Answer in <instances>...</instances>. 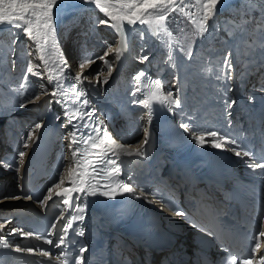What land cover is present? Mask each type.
<instances>
[{"label": "snow or ice", "instance_id": "6c2138e0", "mask_svg": "<svg viewBox=\"0 0 264 264\" xmlns=\"http://www.w3.org/2000/svg\"><path fill=\"white\" fill-rule=\"evenodd\" d=\"M86 3L94 5L98 13H102L103 17L97 15L95 19L96 24H105L113 29L118 39L113 44L107 45V50L103 55L96 57L94 55L82 56L77 62V67L80 71L72 76L67 69L70 67L63 52L60 50L56 40V28L54 25V17L62 7L67 5L64 0H0V25H10L7 31L14 37L11 44L0 39V67L6 66L9 56L13 57L12 64L15 66V45L19 38V33L14 30H19L27 38L32 41L34 50L38 53V58L44 65L43 73L37 71L40 65L33 63L32 59H28L24 74L18 79L19 83L11 84L9 81L8 92L15 93L11 99L15 100L16 106L25 107L27 104L35 103L40 100L41 96L48 95V91L43 84L39 85L37 91L35 86L29 89V76H37L43 78L44 73H47L49 83H53L54 87L51 91V96L57 98L56 102L61 103L65 107V115L67 117V124L62 125L67 127L71 125V130L66 134L69 140V151L71 152L73 163L78 167H83L82 172L72 171L73 176L79 177V183L73 179L71 187H62L65 181L63 174L60 175L58 181H54L51 186L46 189V194L35 197L36 203L41 207H45L48 201L53 200V194L56 197H64L59 201H53L67 208H61L60 212L54 220L48 225L43 233L36 234L31 230H25L19 227L8 229L5 232V227L10 218H0V248H11L16 253H34L41 257L48 258V264L52 261H57L58 264H86L87 258L84 253L88 251L87 248L81 246L78 251L70 252L68 245L73 243L69 238V230H72L71 235L83 236V229L77 225L73 227L74 221H83V212L86 203L81 202L86 200L87 195H95L97 191L96 183H89L86 177L91 176L95 180L102 172L107 173L108 176L119 174L121 172V157L122 156H138L145 155L148 144V130L145 129V136L142 142L135 145L126 144L124 142H117L113 139V135L104 127V119L96 117V110L91 107V101L86 97V89L84 81L89 80L88 76L83 75V70L95 63L96 60L104 62L103 67L96 73V79L99 82V77L105 74L111 76L113 61L106 60L105 57L109 53H114V61H121L122 57L128 48L126 39V30L124 22L128 25H145L146 28L140 29V38L146 39L148 35L160 40L167 49L166 60L164 63L171 68H177V59L174 55L173 45L178 44L179 40L173 35L169 27L170 18L173 13L183 16L187 21L193 25L194 37L201 39V43L211 41V47L215 48L219 44L221 48L217 51H222V55L214 61L204 63L201 72L207 76L214 77L215 80L224 82L220 89L223 99L224 112L227 116H231V109L236 104V100L228 97L227 94L234 89L227 81L232 80L234 66L239 70L241 80L247 79L253 73L260 72L264 69V0H241L237 6H230L228 8V16L220 22L217 17L220 16L226 9L225 0H85ZM234 9V10H233ZM106 17L107 19H104ZM4 29L0 28V32ZM217 33H223L217 35ZM50 46L52 52L57 56L58 63L56 68L49 67V59L46 58V47ZM184 56L189 60L194 59L192 43L189 42L186 47L179 49ZM23 55L25 57H32V50H25ZM149 55L145 53L140 57V61H148ZM55 72V75H53ZM145 76L144 71H140L134 77V80L140 82L141 77ZM71 81L70 84H65L64 81ZM107 77L103 83H107ZM4 83V75L0 73V84ZM148 87L150 90L145 98L142 100L133 101L134 103L142 104L147 109V116L149 123L152 117V101L156 100L161 104L168 106L169 111L172 106L181 107V99L177 94L174 95L172 90L167 92L162 91V84L160 80H149ZM139 89H137L138 91ZM260 90L264 91V79L260 82ZM25 95V92H29ZM7 93L3 87H0V108L4 107V97ZM71 95V99L69 96ZM135 95V93H133ZM249 101L254 99L253 96L248 97ZM46 103H51L47 101ZM189 120L192 116L189 115ZM74 121H76L74 123ZM228 127L232 126V121H227ZM41 124L37 123L24 137V143L17 152V158L12 160H0V167L5 170H13L19 173V164L23 162L27 153L23 149L29 147L28 141L33 139V133L36 129H40ZM181 128L186 132H191L195 142L199 145L205 143L211 144L213 148L233 151L237 157H250L251 161H245L248 168L252 169L253 177L261 181V190L259 195L262 197L257 203V212L261 221H264V149L256 151L254 146L246 143L239 136H234L220 130L206 129L197 131L189 123H181ZM264 135V133H262ZM206 137L213 139L206 140ZM107 147L103 151L96 153L99 157L98 161L87 159L90 150L97 149L101 145ZM75 146V147H74ZM111 153V156H108ZM79 154V158H78ZM107 157V158H106ZM115 157V158H112ZM66 159L67 157H63ZM111 165L112 167H108ZM95 174V175H93ZM19 194H12L3 197V199H28L32 200V194L26 193L22 185H18ZM106 191L101 192V195L114 196L118 193L136 192V186L124 183L123 181H115L114 184L105 185ZM83 193L84 197L77 196L73 198L71 193ZM140 195H152L145 190H140ZM138 198V197H137ZM169 207L174 215L185 219L192 227L214 236L220 243V251L226 252L228 255L220 257L223 264H264V255H259L262 249L261 238H264V230H260L257 226L255 232L249 236L250 246L245 253L234 252L224 242L223 238L210 228L205 227L199 223L195 216L199 214V209L195 206L190 215L184 209L176 206L171 201L165 204ZM67 211L68 217L61 223V218L64 212ZM56 233V241L51 237ZM9 235H19L21 237L34 236L37 240H42L44 244L50 245V248H33L32 246L11 245L7 237ZM52 248H59L60 253L52 252ZM205 264H210L208 257L204 258ZM0 264H3L0 261ZM33 264H45L43 260L34 261Z\"/></svg>", "mask_w": 264, "mask_h": 264}, {"label": "bare ground", "instance_id": "6f19581e", "mask_svg": "<svg viewBox=\"0 0 264 264\" xmlns=\"http://www.w3.org/2000/svg\"><path fill=\"white\" fill-rule=\"evenodd\" d=\"M236 1H239V0H225L226 6H227V4L231 5L233 2H236ZM64 3L67 6L60 8V10L56 13V15L54 17V25H55V28H56V40H57V43L59 45V48L63 52V55L67 59V61L71 63V61L73 60V56L74 55H73V52L70 50V48H72V45L76 44V42H75L76 38L78 36H80V35H83V34H81V33L79 34L78 33L79 35H76L75 37L73 35L67 36L68 35V33H66V31H67L66 30V27H67L66 25L67 24L65 25V20H67V18L70 19L72 14H76L75 11L78 10V9H81V8L86 9L88 11L89 10L90 11L95 10V11L98 12V10L95 9L94 5H92L90 3H86L85 0H64ZM220 16H222V15H220ZM220 16H218V17H220ZM105 19H107V18L105 17ZM10 27H11L10 25H0V28L4 29V31L1 32V35L3 34L2 38L4 37V33L7 32V29L10 28ZM124 27H125V30H126L125 35H126L127 43L131 42V37L134 36L133 32H134L135 28H139V29L140 28L141 29L142 28H146L145 25H140L139 22H137L136 25H128L126 21L124 22ZM14 31L19 33L18 40L20 38H22L21 42H24V41L26 42L27 41L28 44L30 43L31 46H32V41H30L27 38L26 35H24L22 32H19V30H14ZM81 31H83V30H81ZM108 31H110V32L106 31L105 34L108 35V39H110L108 41V43H111L112 40H113L112 36H114L116 33L114 32L113 29H110ZM98 36L100 37L99 33L97 32L96 39H98ZM146 38H148V36ZM150 39H155L158 42H161L160 40H158V39H156L155 37H152V36L150 37ZM135 42H136V40L134 41L133 44H135ZM147 46H148V43L147 42H143V44L141 45L140 48H142L144 54L147 53L149 55V60L148 61L141 62L140 59H139V62L136 63L138 65H133L131 63V61L125 60V57L128 56V54H129L128 51L126 50L125 55L122 57L121 61H116L115 62V65L113 67L111 76H108L107 74H104V75L99 77V82L97 81L96 77H94V75H93L94 71L97 69V67H98V65H99V63L101 61V60H97V62H95L96 64L95 63L92 64V65L95 64V66L92 68V70L90 71V73L88 75V77L91 78V79L84 81V83H85L84 86L86 88V91H89L88 88L93 87L92 85L97 84V86H99L100 84H102L103 81L105 80V77H107V81H108L107 83H109L111 78L114 76V74H116L119 71H121L119 73V75H122L124 73V71H126L127 69H129L132 73H134V76H129V72L126 75H127V79L129 81V83L130 84L134 83V86H135L138 83L137 81L134 80V77L137 74V73H135V71L140 66L143 69V71L145 72V77H146V79L148 81L149 80H157V79L161 81L162 91L163 92L165 91V93H166L167 92V86H166V80L164 79V76L160 79V77H156L157 75L154 73V71H155V65L154 64L155 63H154V59L153 58H155L160 53L156 54V55H152L151 48H150V50L145 49ZM32 48H33V50H32L33 53H35L36 56L38 57L39 54L35 52L34 46H32ZM94 48L95 49L98 48L97 51L99 50V47H94ZM180 48L181 47H180L179 43L173 45L174 55L176 57H178V59H177V69L179 70L178 71L179 72V77L177 79L178 80V85L176 84V89L178 90V88H179V96L182 95V93H183V87H182L183 84L182 83H183L184 78H186L185 73L183 71L184 68H185L186 57L184 56L183 52L179 50ZM48 51H49V49L46 47L45 55H46V58L49 59V67L55 69L56 68V64L58 63V58L52 52L51 54H53L55 56V59H53L51 57V54H49V55L47 54ZM161 53H163V52H161ZM114 55H115L114 53H109L108 56L105 57V59L113 61L114 60ZM11 63H12V58L8 59V64L10 66H11ZM39 65H40V68H42V71H44V65L41 63V61L39 62ZM89 66H87L83 71L87 70L89 68ZM123 68H124V70H123ZM235 72H236V68H234V74H235ZM53 75H55V72H53ZM92 75H93V77H91ZM43 76L45 78H47V73H44ZM44 77H43V79H45ZM92 79L93 80L95 79V81L92 82ZM140 81H141V79H140ZM188 82L191 85V78L188 79ZM86 83L91 84V87H88V84H86ZM227 83L231 84V86L234 89L231 92V93H233V97L232 98H235V99H248L249 96H253L254 97V99L249 103V106L246 109V110H248V112L246 114V117L247 118H253L255 115H257V117H261V116H258V113L263 111V109L260 107V104L264 105V97H263L264 96V91H261L259 86H256L255 88H253V86L255 84H257V83L260 84V81H258L256 83L253 82V83H250L249 85H247V83L245 82V79L241 80L240 76H239V73H236V76H234L233 79H232V83H231V80L227 81ZM114 84H116V83H113V85ZM47 85L49 87V90H48V87H46V86L45 87L47 88V91H48L49 94L41 96L40 100L36 101L35 103L28 104L25 107L28 110V107L32 106V108L30 110H28L29 111V115L28 116L21 117V118L15 117V119L28 121V123L31 124L32 123L31 122L32 118H38V116H36V111H38L40 113V115H42L43 112H40V110H42L44 108V106L47 104L46 102L50 101V100L53 101L52 109L55 110V111L59 110V106L56 105L57 98L52 97L51 94H50L52 89H53V87H54V84L53 83H51V84L47 83ZM50 85H52V88H50ZM222 86H223V84L220 86V89L222 88ZM248 87L252 88L250 93L243 90V88L247 89ZM194 88L198 89L199 87L196 84V87L194 86ZM137 89H139V90L137 91ZM195 89H194L193 92L196 91ZM134 90L136 91V94H138V96L139 95L142 96V99H144L145 95L148 93L147 91H145V88H144L143 85L136 86L134 88ZM209 93H212L214 95L215 99H216V97L218 99H219V97H221V95H219L218 92H214L213 90H211ZM228 94H230V93H228ZM199 95L200 96H197V93H196V96L198 97V98L197 97L196 98L199 99V102H200V103L198 102V104L200 105V108H199L200 111L198 110L197 113H196L197 118L201 117V114H200L201 112H203V113L205 112V110H204V100H203L204 98L202 96H207L206 92L205 93L201 92V94H199ZM227 96L231 97L230 95H227ZM122 99H124L125 101L127 100L125 98H122ZM142 99H140V100H142ZM180 99L182 101H184V99H182V96H180ZM185 99H187V98H185ZM132 103H133L132 101L131 102H129V101L127 102V104H129V105H132ZM61 106L64 109V105L61 104ZM162 107H163V104L159 103L156 100L152 101V109H153V111H152L151 123H149V118H148V116L146 114L147 113V109H145L143 107V105L140 104L137 107V110L134 112V116L135 117H139V116H141L143 114L144 115L143 119L140 120V122L139 121H137L136 123H132L131 122L129 124V129L126 130L128 132V136H129L127 138V141L129 143H131V144H133L134 142L138 143V142L141 141V138L143 136V133H142L143 128L142 127H144V129H147L148 132H149L148 141L152 138L151 135H150V132L153 133V137L155 139V148L156 149L154 148V152L151 154V155H153L151 160L149 159V154L145 158L134 156V159L135 160H139L140 163H141L140 166L136 167L137 173H136L135 177L132 179L133 181L131 182L132 185L136 186V191L138 193H140L141 189L145 190L148 193H151V192H153V191H155V190H157V189H159L161 187H164V185L174 186L175 184H178V183L183 181V177L182 176L177 175L175 177V166L172 165L170 163V161L168 160L169 156L170 157L172 156V152L171 151H173V149H171L170 147H167V146L166 147L162 146V143L164 141V136L166 134V129L163 127L162 123L160 122L161 118L158 116V113H160V112L157 111V110H159ZM176 108L177 107L175 105H173V109H172L171 112L162 110L161 113H160L161 117H162V120L164 121V120H166L167 117H169L173 121L174 118L177 117L176 116L177 113L174 111ZM94 109L96 110V113H99L100 118L104 119V126L107 128V130L113 135V137L117 141L120 140V138H124V135H123L124 131L120 130L124 126V124L123 125H117L118 123L116 121H114V123L112 124V122H110L108 120L107 114L102 112L104 110V108L102 109V106L100 107V105H95ZM121 111H122V109H119V110L117 109V110L113 111L112 112V116L116 115V117H117L119 114H121ZM230 111H231V115L234 112L237 111V113H240L241 116H242V109L240 108L239 105L233 106V108ZM225 117H226L225 118L226 121H228L229 119L232 121V125L234 123L239 125V124H241L243 122V120H239V121L235 120L232 116L228 117L226 115ZM133 119H134V117H133ZM193 120L196 123L197 119H193ZM216 121H217V119H216ZM127 123L128 122H126L125 125ZM64 133L66 134V132H62L61 131V134H64ZM138 133H140L139 136H137ZM152 145L153 144H151V148H152ZM54 148H55L56 152H60L59 156H61L60 158H62V160H63V157H65V156L67 157L66 159H64V162L66 164V169L68 167H70V172H71L72 166H73V161L71 159V155H69V153H68L69 151L63 150L64 147L62 146L61 143L58 144ZM57 155H58V153H57ZM59 168H60V163H59V161L57 160V158L55 156L54 159L51 162L50 168H48V170L52 171V172H49L47 170L45 173H43V175H42V177L40 179L29 178V177H31L30 176L31 172L30 173H26V174H21V173H17L15 171H12V173L7 174L6 177H5V184H6L5 186L8 189H6L4 191V195L10 196L12 194H19L20 189H19L18 185H22L24 187L26 193L29 194V192L32 189H34L35 187H38V186L42 187L45 184L51 183L52 182V178L51 177L54 176L56 178V175L58 174L57 169H59ZM139 168H141V169L139 170ZM164 168H165V170L163 171ZM170 169H172V173H170ZM161 172H163V174H160ZM132 173H133V171H132ZM68 183L72 184V177L69 178V182ZM66 187H68V186H66ZM8 190H10V191H8ZM74 194H75V192L71 193V196L74 197ZM54 197H55L56 201H59V200L64 198V197H56L55 194H53V198ZM19 201L20 200L1 199L0 200V207H6V208H12V209H22V210H27L28 208H30V211H33V213L35 212V210L40 208V205L37 204V203H34V205L32 207H29V206L20 205L18 203ZM53 204H59V203H54V202L51 203V205H53ZM46 209H48V206L43 207V210H46Z\"/></svg>", "mask_w": 264, "mask_h": 264}, {"label": "rangeland", "instance_id": "374dc122", "mask_svg": "<svg viewBox=\"0 0 264 264\" xmlns=\"http://www.w3.org/2000/svg\"><path fill=\"white\" fill-rule=\"evenodd\" d=\"M240 3H241V0L233 2L231 5L227 4L225 11L223 12V14H221L222 16L218 17L217 19H219V21L222 22L224 17L228 16L227 15V13H229L228 12V8L230 6H237ZM82 9L83 8L76 10L75 11L76 14H72L70 19L67 18V20H65V25L67 24L66 25L67 26L66 27V30H67L66 33H68L67 36L73 35L75 37L76 35H79L80 33L83 34V35H80V36H78L76 38V41H75L76 44L72 45V48H70V50L73 52V55L75 56V55L78 54L79 51H81V49H83V45L85 43H87L86 49H87V51H90V53H91L90 55H94L96 57H99V56L103 55V53L107 50V45L110 44V43H108V41L110 39H108V35L105 34L106 31L110 32V31H108L109 27L107 25H105V24H96L95 23V19H96L97 15H99L100 17H103L102 13H98L95 10H93V11L89 10L88 11L86 9H83V10ZM83 14H85L86 16H90L91 17V19L90 18H88V19H89V21H92L94 23V25H95L94 32L90 29V26H92V25L89 24V23H88L89 24V26H88L89 31H84L83 29H79V25H81L80 21H82L84 19ZM172 17H174V19L170 18L169 27L172 30L173 35L178 38L180 47H186L189 42L192 43L194 59L193 60H189L186 57L187 68H189L191 73L194 75V78L191 79V85L193 83H195V81H196L197 83L201 84V86H203L204 84H208L209 85V86H207L208 88H210V85H214V87H215L216 84H220V86H221L224 82L217 81V80H215L214 77L207 76V75H205V74H203L201 72V69L204 66V63H206V62H208L210 60L214 61L215 59L219 58L222 55V51H217V49L221 48V46L219 44H216L215 48L211 47V41L210 40L206 41L204 43H201V39H198V38L194 37V35H193V33H194L193 25L190 24L185 17L179 16L176 13H173ZM104 19H105V17H104ZM140 29L137 28L133 32V33H135V35L137 37L135 44L138 47H139V44L142 43V41H143L140 38V31H139ZM81 30H83V31H81ZM97 32L100 35V37L98 36V39H96ZM217 35H219V33H217ZM2 36H3V34H2ZM150 37H151V35H148V38H150ZM13 38L14 37L7 31V32L4 33V37L2 38V40L6 41L8 44H11V41H12ZM20 39H22V38H20ZM114 42H115V40H114V37H113V40H112L111 44H114ZM17 44L18 43H16L15 48H16ZM32 46H31L30 43L28 44L27 41L19 43L18 54H19L20 60H22V61H21V64L18 65V68H17V66H15L16 69H17L16 72H6L3 67H0V73H3V75H4V83L0 84V87H3L4 91L7 93V95L3 98L4 99V103L5 102L12 103L13 107L10 104L8 106V108L11 109V107H12V109H13L12 112L14 113L13 114L14 118L15 117L21 118V117L28 116L29 115V111L28 110H30L32 108V106H30V107H28V110H27V108H25V107L28 104L25 107L16 106L14 99L9 100V99H11V97H14L16 94L8 92L9 81L13 85L20 82L18 78L22 74H24L25 68H26V63H27L28 59H32L34 64L39 65L40 61H39V59H38V57L36 56L35 53H33L32 57H25L23 55V53H24V51L26 49L27 50H33ZM94 47H99V50L97 51L98 48L95 49ZM162 52L163 53H160L155 58H153L154 59V63L156 64L154 73L157 75L156 77H160V79L164 76V79L166 80L167 90H169V89L172 90L174 95H175L176 92L179 93V88H178V90L176 89V85L174 83L172 75L175 77L174 73L177 70V68L176 69L172 68V70H171L172 73H170L171 71L168 72L169 69H170V66L168 64L164 63V61L167 58V56H166L167 49L165 48L164 51H162ZM74 56H73V58H74ZM82 56H86L85 53H83V55H80V58ZM12 60H13V58H12ZM96 62H97V60H96ZM115 62L116 61L113 60L112 68L114 67ZM92 64L93 63H91L90 66ZM103 65H104V62L101 60L99 65H98V67H97V69L93 73L94 77H96V73L103 67ZM37 71H40V72L43 73L42 68H40V67L37 69ZM167 73H168L169 76L168 75L166 76ZM105 74H107V71H105ZM93 75L91 77H93ZM28 76H29V81H30V84H29V89L30 90H31V88L33 86H35L36 90L38 91L39 90V85H41V84H43L44 86L48 87V85H47L48 82L46 81V79H43V78L37 77V76H32L31 74H28ZM253 76H254V74H253ZM178 77H179V74L177 76V79H178ZM251 77H252V75H251ZM94 81H95V79L94 80L92 79V82H94ZM197 83H195V84H197ZM86 84H88V83H86ZM104 85H105V83H102L99 86H97V84H95V85H92L93 87H91V84H88V87H91L93 89L95 87H97L96 91L98 92V94H97V96L95 95V97H97V99L100 100V103L98 105L102 104V105H100V107L102 106V109L105 106L113 109L112 112L117 110V109L118 110L122 109L121 114H119L117 117H116V115L112 116V112L111 113L110 112H106L105 111L106 109H104L102 111L103 113L107 114L108 120L110 122H112V124L114 123V121H116L118 123L117 125H123L124 124V126L122 128L120 127L121 128L120 130L125 132L126 130L129 129V124L131 122L132 123H136L137 121L140 122V120L143 119V117H144L143 114L141 116H139V117H135L134 116V112L137 110V107L140 104L133 102V101H136L137 99L138 100L142 99V96H140V95L138 96V94H137V97H135V96H133V94H131V95L128 96V98L129 97L130 98L129 99L127 98L126 101L124 99H119L120 105L118 104V107H116V108H115V106L110 107L111 96L114 97L115 95L120 93L121 88L117 87V84H114V85L112 84L111 87H109L107 90H105L104 89ZM194 86L196 87V85H194ZM190 87H193V86H190ZM198 87H199V85H198ZM48 90H49V87H48ZM193 91H194V88H191L190 94H194L195 99H197L198 98L197 96H200V95H199L198 92H196V91L193 92ZM210 91L211 90H207L206 91V95H208L207 93H209ZM196 93H197V96H196ZM29 94H30V91L29 92H25V95H29ZM128 101L129 102L132 101L133 102L132 105L127 104ZM191 102H192V99H189V102L187 104V109L185 111H183V107L181 106L180 110H182V112L180 113V116H187L188 114L191 113L189 108H188V106H189V104H191ZM198 102H199V100H198ZM52 103H53V101H52ZM115 103H117V102H115ZM181 103L182 104L186 103V99H184V101L181 100ZM52 107H53V105H52ZM45 108H47V110L48 109L50 110L51 109V105L49 103L46 104L44 106V108L42 110H40V112H44V110H46ZM109 111H111V110H109ZM133 117H134V119H133ZM126 122H128V123L125 125ZM142 128H143L142 133L144 134L145 133V129H144V127H142ZM62 132H65V131L62 130ZM143 158H145V157H143ZM140 169L141 168H139V170ZM164 170H165V168L163 169V171ZM160 174H163V172H161ZM8 191H10V190H8ZM4 197H6V195ZM1 199H3V197Z\"/></svg>", "mask_w": 264, "mask_h": 264}]
</instances>
